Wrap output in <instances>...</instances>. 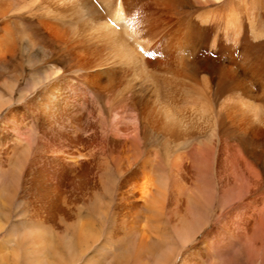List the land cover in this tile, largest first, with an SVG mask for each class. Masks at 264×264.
<instances>
[{"label":"bare ground","instance_id":"obj_1","mask_svg":"<svg viewBox=\"0 0 264 264\" xmlns=\"http://www.w3.org/2000/svg\"><path fill=\"white\" fill-rule=\"evenodd\" d=\"M35 137L55 154L29 168ZM0 141L10 143L8 163L23 144L19 171L46 170L56 189L105 176L111 160L123 203L154 215L177 205L264 206V0H0ZM4 180L0 170V216ZM42 216L24 233L10 228L21 256L0 247V264H68L47 253ZM68 226L61 234L74 262L98 235L83 221ZM129 227L84 264H146V226L132 262L121 252L135 237ZM183 227L177 239L189 243L197 230ZM164 239L155 264H170Z\"/></svg>","mask_w":264,"mask_h":264},{"label":"rangeland","instance_id":"obj_2","mask_svg":"<svg viewBox=\"0 0 264 264\" xmlns=\"http://www.w3.org/2000/svg\"><path fill=\"white\" fill-rule=\"evenodd\" d=\"M50 142L38 140L36 137L34 141L29 142L28 146L31 149V154L26 165L27 167L29 166L30 168L35 161L40 160L38 157L40 155L44 157V161L49 163V157L55 154L52 149L53 144ZM9 145L10 143L5 145L3 141H0V170L5 173L3 183L5 189H3L4 195H2L1 200L4 198L7 202L5 204L9 206L7 211L2 209L5 215L0 216V221H5L6 229L0 232V247H2V250L5 247L4 251L7 257L9 256V259L14 257V255L11 256L14 253L17 256H21L19 254L20 249H17L15 244L16 238L9 236L10 228L18 225L21 227L22 233H24L30 224H32L29 220L33 216L40 217L43 215L41 219H49L47 220L49 222L46 221L45 225L50 227L49 240L51 248L47 253L49 252V255H51L54 252V255L62 256L68 264H80L81 262L84 264L86 260L90 261L92 258L95 260L103 242L107 241L114 245L116 243V236L120 235L121 237H119L122 238L125 232L123 230L125 225H130L129 229L135 235L129 243H126L124 247L126 250L121 251L125 252L126 258H131V262L134 258L132 256L134 243L138 241L136 232L141 231L142 226H146L147 234L151 240V245L146 252V259L144 260L146 264H155V254L153 253L158 252L156 244L157 236L162 239L165 237L164 241L167 242L168 249L172 254L170 264L180 263L192 251L199 253H196V260L192 258L187 264H264L263 205L243 203L231 204L229 206L219 205L218 203H207L199 206H166L159 214L154 215L141 203L133 205L123 203L121 191H124V189H121L119 185L120 175L117 167L111 160H108L105 176L100 177L99 173L90 172L86 176V183H74L69 187L61 185V187H57L56 189L49 184L51 183V176L46 170L39 172L33 169L31 171L25 167L22 171H19L18 166H20L22 159L23 144L18 146L11 163L6 162L3 150L5 146ZM48 152H50L49 155L47 154ZM104 177L110 179V182H105L107 180L104 181ZM64 178L63 181L66 180ZM30 182L32 183L30 184ZM103 182L105 183L102 186ZM34 204L36 205L34 206ZM53 205H57L58 207L55 208ZM126 206H128V209ZM259 213H263V215ZM122 219L124 220L122 221ZM182 219L185 222H182ZM53 220L55 223H53ZM74 220L86 222L89 227L92 224L95 233L98 235V239L95 243L89 244L91 248L81 258L78 257L77 261L73 262L70 261V256L65 246L66 242L62 239V232L66 233L65 235L68 238V234L70 235L68 225H72ZM7 221L9 222L7 223ZM183 225V228L189 231L190 236L197 230V234L193 237L194 239L189 243L182 242L180 238L177 239V235L181 233ZM22 228L25 230H22ZM3 241H7L6 245ZM107 244L109 245V243ZM7 246L10 247L11 251L7 250ZM206 247L210 248L207 249ZM149 252H152L151 255ZM118 253L119 251L115 247L111 248V257L115 258ZM110 260L103 261L100 264H108ZM87 263L89 264L90 262ZM92 264L99 263L94 262Z\"/></svg>","mask_w":264,"mask_h":264}]
</instances>
